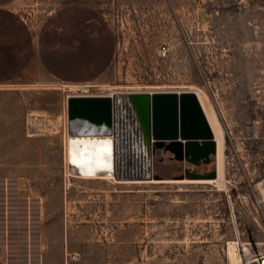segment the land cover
I'll return each mask as SVG.
<instances>
[{
	"label": "rangeland",
	"instance_id": "obj_1",
	"mask_svg": "<svg viewBox=\"0 0 264 264\" xmlns=\"http://www.w3.org/2000/svg\"><path fill=\"white\" fill-rule=\"evenodd\" d=\"M169 91L211 104L223 187L181 183L213 158L162 149L161 181L71 175L69 97ZM263 251L264 0H0V264H247Z\"/></svg>",
	"mask_w": 264,
	"mask_h": 264
},
{
	"label": "water",
	"instance_id": "obj_2",
	"mask_svg": "<svg viewBox=\"0 0 264 264\" xmlns=\"http://www.w3.org/2000/svg\"><path fill=\"white\" fill-rule=\"evenodd\" d=\"M133 108L139 128L145 133L147 145L153 140L152 152L163 150L178 162L193 166L209 164L216 154L210 127L206 121L196 95L192 92L135 93ZM109 97H69L67 99V121L70 130L84 124L97 129L110 124L111 104ZM216 177L215 170L200 174L184 171L180 180H210ZM155 179H160L156 176Z\"/></svg>",
	"mask_w": 264,
	"mask_h": 264
},
{
	"label": "bare ground",
	"instance_id": "obj_3",
	"mask_svg": "<svg viewBox=\"0 0 264 264\" xmlns=\"http://www.w3.org/2000/svg\"><path fill=\"white\" fill-rule=\"evenodd\" d=\"M170 92V91H169ZM192 92L196 95L198 102L202 108L206 121L212 133V139L216 145V154L213 157L216 169V177L210 180H188L184 179L181 183H206L214 184L223 187L225 184L224 178V134L219 121L212 109L208 99L201 93L195 91H177L173 92L181 94ZM135 93H111L107 95L91 96V97H109L112 100H117L119 105L124 109L125 105L132 103V95ZM149 95L153 93H148ZM88 97V96H84ZM132 111L134 112L133 108ZM135 114V112H134ZM136 116V114H135ZM137 119V116H136ZM139 125V121L137 119ZM74 133L70 130V134L66 140L65 156L66 163L73 177L83 180H112L118 184H139L153 183L161 181L155 179L156 176H150L138 181H118L112 177V157L109 148V139L106 136L93 134L90 126L79 124L74 126ZM144 142L147 144L145 133L140 130ZM149 151V147H148ZM153 171V170H152ZM177 181V180H176ZM179 181V180H178Z\"/></svg>",
	"mask_w": 264,
	"mask_h": 264
},
{
	"label": "built area",
	"instance_id": "obj_4",
	"mask_svg": "<svg viewBox=\"0 0 264 264\" xmlns=\"http://www.w3.org/2000/svg\"><path fill=\"white\" fill-rule=\"evenodd\" d=\"M97 135L109 139L113 178L118 181H138L152 176L158 150L152 152V138L148 145L144 142L130 104L123 109L117 100L112 101L110 124L97 129ZM247 264H264V251L250 258Z\"/></svg>",
	"mask_w": 264,
	"mask_h": 264
}]
</instances>
